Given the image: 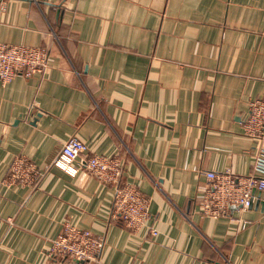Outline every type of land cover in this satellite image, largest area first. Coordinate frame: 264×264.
<instances>
[{
  "label": "crops",
  "instance_id": "obj_1",
  "mask_svg": "<svg viewBox=\"0 0 264 264\" xmlns=\"http://www.w3.org/2000/svg\"><path fill=\"white\" fill-rule=\"evenodd\" d=\"M0 42L49 52L43 75L0 81V264H82L46 254L65 224L103 238L99 264H264V190L199 210L204 172L251 175L264 150L241 124L264 98V0H6ZM73 136L123 160L145 226L111 218L112 185L51 165ZM20 155L35 188L3 182Z\"/></svg>",
  "mask_w": 264,
  "mask_h": 264
},
{
  "label": "built area",
  "instance_id": "obj_2",
  "mask_svg": "<svg viewBox=\"0 0 264 264\" xmlns=\"http://www.w3.org/2000/svg\"><path fill=\"white\" fill-rule=\"evenodd\" d=\"M6 0H0V3ZM49 52L43 47L12 45L0 42V81L6 83L15 76L24 78L43 75L47 68ZM244 134L254 140L264 135V98L249 102L248 110L242 122ZM52 166L61 169L70 176L85 171L100 182L114 187L111 218L120 221L128 230L134 232L145 226L149 216V198L137 187L123 182V160L118 156L106 157L88 154L86 146L76 137L66 140ZM253 174L239 176L229 170L206 171L207 184L204 188L199 210L203 216L217 218L228 215L230 207L238 212L247 210L252 203L255 191L264 190V150L255 155ZM42 178V172L26 156L13 158L8 175L3 181L7 186L35 188ZM246 222H242L245 227ZM154 235L156 231L150 230ZM103 248V238L75 226L65 224L61 233L50 240L47 256L64 261L82 264H99Z\"/></svg>",
  "mask_w": 264,
  "mask_h": 264
}]
</instances>
